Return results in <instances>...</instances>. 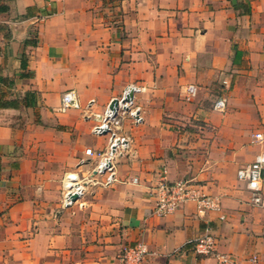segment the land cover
I'll use <instances>...</instances> for the list:
<instances>
[{"label": "crops", "instance_id": "1", "mask_svg": "<svg viewBox=\"0 0 264 264\" xmlns=\"http://www.w3.org/2000/svg\"><path fill=\"white\" fill-rule=\"evenodd\" d=\"M128 84L145 88L142 120L122 121L132 154L117 159L118 181L63 207L64 174L91 171L85 150L107 138L80 111L57 112L62 93L101 112ZM259 128L261 144L264 0H0V264H117L137 243L143 264H220L193 252L204 234L234 264H264V209L236 179L264 152L248 144ZM181 178L220 210L198 215L190 202L154 216V186Z\"/></svg>", "mask_w": 264, "mask_h": 264}, {"label": "built area", "instance_id": "2", "mask_svg": "<svg viewBox=\"0 0 264 264\" xmlns=\"http://www.w3.org/2000/svg\"><path fill=\"white\" fill-rule=\"evenodd\" d=\"M143 86L128 84L121 95L112 98L101 112L93 110V100L81 104L78 95L73 90L62 93L57 112L78 110L84 119H93L94 124L90 133L94 136H106L107 141L103 150L94 152L91 148L85 150L89 158L96 159L91 171L85 175L76 172H66L61 182V204L63 207H71L77 204L80 208L84 202L80 201L90 186H110L118 181L115 172V164L119 157L132 154L130 137L121 133L122 121L129 118L132 124L137 125L142 118L139 107L134 102L137 93L144 91ZM197 88L193 84L184 87L183 99L189 101L195 96ZM131 94V97H129ZM116 103L113 105V100ZM227 98L220 95L212 104V109L223 112L226 108ZM263 141L262 133L254 134L252 143ZM236 179L248 193L247 204L251 207L264 209V152L258 153L254 160L242 166L236 172ZM131 182H136L133 178ZM155 207L153 215L163 217L172 214L183 204L193 203L198 215H204L208 211H219L218 198L204 192L192 179L181 178L172 183L159 181L153 188ZM76 196L75 200L72 197ZM193 252L199 256L214 257L220 264H234L228 256L216 251V241L211 234H204L190 242ZM148 250L142 243L122 248L117 257V264H143ZM243 264H259L256 254L248 257Z\"/></svg>", "mask_w": 264, "mask_h": 264}, {"label": "rangeland", "instance_id": "3", "mask_svg": "<svg viewBox=\"0 0 264 264\" xmlns=\"http://www.w3.org/2000/svg\"><path fill=\"white\" fill-rule=\"evenodd\" d=\"M258 131H263V129L262 128H259V129L255 130V131H253L252 135L255 134ZM252 138L253 137L251 136V139ZM248 144L251 145V146H253V145H256V146H264V142L260 144V143H257V142L252 143V141H249Z\"/></svg>", "mask_w": 264, "mask_h": 264}, {"label": "water", "instance_id": "4", "mask_svg": "<svg viewBox=\"0 0 264 264\" xmlns=\"http://www.w3.org/2000/svg\"><path fill=\"white\" fill-rule=\"evenodd\" d=\"M22 26L24 27L25 24H22ZM129 97H131V94H129ZM115 103H116V100L114 99L113 102H112V104L114 105ZM75 199H76V196H73L72 197V200H75Z\"/></svg>", "mask_w": 264, "mask_h": 264}]
</instances>
